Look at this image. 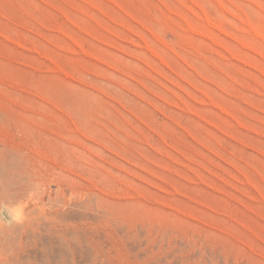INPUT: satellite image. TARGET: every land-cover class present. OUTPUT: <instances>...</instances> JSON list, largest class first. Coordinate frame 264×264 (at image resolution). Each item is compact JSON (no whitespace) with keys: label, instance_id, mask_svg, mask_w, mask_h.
<instances>
[{"label":"rangeland","instance_id":"rangeland-1","mask_svg":"<svg viewBox=\"0 0 264 264\" xmlns=\"http://www.w3.org/2000/svg\"><path fill=\"white\" fill-rule=\"evenodd\" d=\"M0 191L76 264H264V0H0Z\"/></svg>","mask_w":264,"mask_h":264},{"label":"bare ground","instance_id":"bare-ground-1","mask_svg":"<svg viewBox=\"0 0 264 264\" xmlns=\"http://www.w3.org/2000/svg\"><path fill=\"white\" fill-rule=\"evenodd\" d=\"M19 178L24 181L16 195L24 197L32 188L34 179L26 173L19 175ZM4 196L1 192L0 199ZM26 200L30 201L28 209L25 211L23 208L20 217L11 221L9 226L2 224L0 227V264H36V256L40 254L37 251L45 253L47 264H76L75 254L82 244L74 231H67L66 213L60 212L58 206L44 202L43 195ZM46 205L49 206L48 211ZM1 213L9 220L6 212L2 210ZM86 245H89L88 240Z\"/></svg>","mask_w":264,"mask_h":264}]
</instances>
